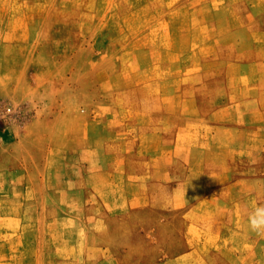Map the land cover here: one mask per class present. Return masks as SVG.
<instances>
[{
    "label": "rangeland",
    "instance_id": "374dc122",
    "mask_svg": "<svg viewBox=\"0 0 264 264\" xmlns=\"http://www.w3.org/2000/svg\"><path fill=\"white\" fill-rule=\"evenodd\" d=\"M264 0H0V264H264Z\"/></svg>",
    "mask_w": 264,
    "mask_h": 264
},
{
    "label": "clouds",
    "instance_id": "9594fccd",
    "mask_svg": "<svg viewBox=\"0 0 264 264\" xmlns=\"http://www.w3.org/2000/svg\"><path fill=\"white\" fill-rule=\"evenodd\" d=\"M247 224L251 231L264 235V204H254L248 214Z\"/></svg>",
    "mask_w": 264,
    "mask_h": 264
}]
</instances>
